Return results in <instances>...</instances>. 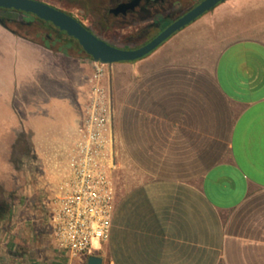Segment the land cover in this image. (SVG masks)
<instances>
[{"label":"crops","instance_id":"1","mask_svg":"<svg viewBox=\"0 0 264 264\" xmlns=\"http://www.w3.org/2000/svg\"><path fill=\"white\" fill-rule=\"evenodd\" d=\"M2 18L0 153L27 135L40 186L53 193L88 119L94 60ZM102 84L115 110L116 202L109 239L92 255L264 264V0L221 2L144 58L110 64ZM24 238L35 248L19 245L13 264L88 262L52 238Z\"/></svg>","mask_w":264,"mask_h":264},{"label":"rangeland","instance_id":"2","mask_svg":"<svg viewBox=\"0 0 264 264\" xmlns=\"http://www.w3.org/2000/svg\"><path fill=\"white\" fill-rule=\"evenodd\" d=\"M39 1L75 16L85 27L106 42L123 49H134L153 40L180 16L204 0H173L154 13L157 17L144 18V20L131 17L117 18L110 14V9L114 7V0ZM1 12L10 20L19 23L16 27L22 32L36 36L41 41L48 40L56 47L66 50L67 47L63 45V41L68 36L65 32L47 23L34 22L30 25L27 16L18 12ZM160 17L165 19L155 27L154 23ZM50 36L56 39L61 38L62 41L58 42ZM75 44L77 45L76 42ZM28 143V139H23L20 145L9 147L7 156L0 153V202L8 203L12 208L11 214L0 221V264H13V251L18 250L19 245L25 249L35 248V243L29 247L27 241H24V237L30 234L42 235L51 244L50 211L46 202L52 193L51 190L48 191L40 186L41 166L31 161L33 150ZM8 165L16 171L15 176L6 174L4 167ZM58 181L59 179L56 183Z\"/></svg>","mask_w":264,"mask_h":264},{"label":"built area","instance_id":"3","mask_svg":"<svg viewBox=\"0 0 264 264\" xmlns=\"http://www.w3.org/2000/svg\"><path fill=\"white\" fill-rule=\"evenodd\" d=\"M110 64L94 60L96 81L81 137L46 202L52 239L72 258L108 241L116 202L115 110L102 82Z\"/></svg>","mask_w":264,"mask_h":264},{"label":"water","instance_id":"4","mask_svg":"<svg viewBox=\"0 0 264 264\" xmlns=\"http://www.w3.org/2000/svg\"><path fill=\"white\" fill-rule=\"evenodd\" d=\"M141 1L142 0H132L131 3L121 4L117 8L111 9L109 12L116 16L119 14L125 15L128 10H134ZM153 1L159 2L164 0ZM223 1L225 0L202 1L175 20L153 40L134 49H123L106 42L72 15L39 0H0V9L32 14L45 22L51 23L54 27L65 32L69 37L77 40L87 55L93 60L106 64H115L120 62H132L144 58L155 51L174 34L196 21L205 13L210 12ZM87 264H103V258L92 255L88 258Z\"/></svg>","mask_w":264,"mask_h":264},{"label":"trees","instance_id":"5","mask_svg":"<svg viewBox=\"0 0 264 264\" xmlns=\"http://www.w3.org/2000/svg\"><path fill=\"white\" fill-rule=\"evenodd\" d=\"M114 2V1H113ZM0 11H14V12H18V13H21V14H24V15H26L27 16V18H28V22H30V25H32V24H34V22H40V23H47V24H50V25H52L51 23H48V22H45V21H43V20H41V19H39L38 17H36V16H34V15H32V14H27V13H24V12H20V11H15V10H5V9H0ZM188 12V11H187ZM67 13V12H66ZM69 14V13H68ZM185 14V13H184ZM183 14V15H184ZM69 15H71V14H69ZM33 16V17H32ZM73 16V15H72ZM31 17V19H29ZM73 17H75V16H73ZM155 17H157L156 15L154 16V14L153 15H148L147 17H145V18H147V19H149V18H155ZM159 17V16H158ZM181 17V16H180ZM77 19V18H76ZM163 19H165V18H162V17H160L159 19H157L156 21H155V23H154V26L155 27H157V26H159V24H160V21L161 20H163ZM78 20V19H77ZM80 21V20H79ZM2 22H3V24L6 26V27H8V28H10L11 30H13L14 32H16V33H18V31H17V27L16 26H18V24L19 23H17L16 21H14V20H10V19H8V18H2ZM15 28H17V29H15ZM89 29V28H88ZM21 31V30H20ZM145 33H147L146 31H145ZM28 33H26V35H27ZM66 34V33H65ZM67 35V34H66ZM27 36H29V35H27ZM68 36V35H67ZM31 38H34V39H37V40H39L38 38H36V36H30ZM51 38V37H50ZM59 40H61V38L59 39ZM62 41V40H61ZM47 46H51V45H53V44H51L48 40H45V41H43ZM64 46H66L67 48H66V51L67 52H71V53H77V54H83L84 56H87V57H90L89 55H87V53L84 51V49L81 47V45L79 44V42L77 41V40H75L74 38H71V37H69L68 36V38L67 39H64ZM75 42L77 43V45H78V47H77V45L75 44ZM148 43V42H147ZM70 53V54H71ZM23 139H27V135H19V138H18V140H17V143H16V145L15 146H17V145H20V143H22V141H23ZM11 211H12V208H11V206L8 204V203H6V202H0V221H3V220H5L10 214H11Z\"/></svg>","mask_w":264,"mask_h":264},{"label":"flooded vegetation","instance_id":"6","mask_svg":"<svg viewBox=\"0 0 264 264\" xmlns=\"http://www.w3.org/2000/svg\"><path fill=\"white\" fill-rule=\"evenodd\" d=\"M173 0H164V1H159L155 2L153 0H142L138 6L134 10H128L127 13L124 14H119V15H114L117 18H133L136 20H144L145 17L148 15H153L154 13L158 12L161 10L162 7H165L169 3H171ZM132 0H114V7L117 8L121 4H128L131 3ZM111 8V9H113ZM110 9V10H111ZM113 15V14H112ZM62 36V35H61ZM51 37V36H50ZM53 37H51L52 39ZM54 40H57L58 42H61V40L53 38Z\"/></svg>","mask_w":264,"mask_h":264}]
</instances>
